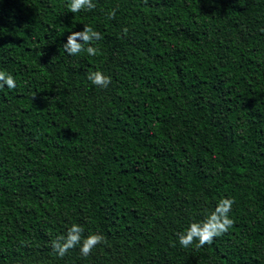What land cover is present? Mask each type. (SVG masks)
Returning <instances> with one entry per match:
<instances>
[{
    "label": "trees",
    "instance_id": "1",
    "mask_svg": "<svg viewBox=\"0 0 264 264\" xmlns=\"http://www.w3.org/2000/svg\"><path fill=\"white\" fill-rule=\"evenodd\" d=\"M92 2L0 0V264H264V0ZM221 198L233 226L182 247ZM72 224L106 243L57 256Z\"/></svg>",
    "mask_w": 264,
    "mask_h": 264
},
{
    "label": "clouds",
    "instance_id": "2",
    "mask_svg": "<svg viewBox=\"0 0 264 264\" xmlns=\"http://www.w3.org/2000/svg\"><path fill=\"white\" fill-rule=\"evenodd\" d=\"M68 8L72 13H77L81 10L91 11L95 8V4H93L92 0H69ZM113 18H115V10L109 12V19ZM124 31L126 34L127 30L125 29ZM100 39H102V36L99 32L95 31L91 26L84 25L83 31H74L68 35L67 42L63 44V49L69 55H78L82 51H86L88 55L95 56L98 54V49L91 45ZM78 40H82L83 43L78 42ZM85 45L89 46L85 49ZM87 79L93 85L101 88H107L111 83V77L99 70L90 71ZM5 85L9 89L17 87L13 75L0 71V88ZM234 203L235 201L231 198H221L215 209L207 214L203 221L190 223L185 231L178 234L179 244L184 248H188L195 243L196 248H201L212 244L214 238L227 233L234 224V220L229 217ZM83 231L82 226L72 224L68 228L66 236H59L51 242L53 252L63 258L69 250L80 245L81 255L87 257L98 244L106 243L105 237L98 233H92L82 238Z\"/></svg>",
    "mask_w": 264,
    "mask_h": 264
}]
</instances>
